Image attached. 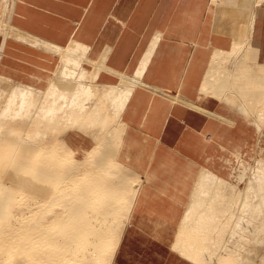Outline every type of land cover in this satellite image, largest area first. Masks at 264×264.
<instances>
[{"label":"crops","instance_id":"crops-1","mask_svg":"<svg viewBox=\"0 0 264 264\" xmlns=\"http://www.w3.org/2000/svg\"><path fill=\"white\" fill-rule=\"evenodd\" d=\"M12 7L9 30L66 49L98 84L106 74L118 84L100 85L139 75L121 119L142 182L113 264H195L164 236L183 220L194 173L230 177L233 154H254L264 136L257 114L205 87L217 53L235 44H251L264 65V0H15ZM24 40H3L0 74L38 86L60 58ZM237 57L220 64L234 71L244 59Z\"/></svg>","mask_w":264,"mask_h":264},{"label":"bare ground","instance_id":"bare-ground-1","mask_svg":"<svg viewBox=\"0 0 264 264\" xmlns=\"http://www.w3.org/2000/svg\"><path fill=\"white\" fill-rule=\"evenodd\" d=\"M7 31L64 58L42 91L0 75V264H113L142 182L118 160L125 131L121 115L139 75L116 86L100 85L96 72L81 69L66 49ZM234 56L244 58L236 60L241 64L234 71L220 64ZM255 59L257 50L243 42L217 53L205 87L242 112L257 114L262 128L264 65L259 68ZM68 124L91 137L90 151L64 140ZM230 163V178L241 182L246 162L234 153ZM234 166L240 169L237 176ZM198 176L175 250L195 264H244L240 243L256 242L255 231L264 224V160L257 161L245 186L253 193L243 204L250 218L246 227L242 217L231 223L234 215L228 210L245 190L203 169ZM224 199L230 201L220 210ZM230 224V241L221 240L228 245L225 253L212 255L213 234L220 237ZM246 228L256 234L252 241L242 239Z\"/></svg>","mask_w":264,"mask_h":264},{"label":"rangeland","instance_id":"rangeland-1","mask_svg":"<svg viewBox=\"0 0 264 264\" xmlns=\"http://www.w3.org/2000/svg\"><path fill=\"white\" fill-rule=\"evenodd\" d=\"M14 1L15 0H0V24H2V28L0 26V31L2 30L1 33H0V51H1V47H2V42L8 35V31H7L8 28L14 26L13 13H12V8H13L12 6L14 4ZM3 8H4V10H3ZM4 27H5V29L3 30ZM71 56H73V55H71ZM59 58H60V61H59V63H60L64 57L59 56ZM83 65H84L85 68L89 69L91 67L92 63L84 62ZM4 68L0 64V69H4ZM80 70L81 69H78L79 72H80ZM0 75L3 76L2 74H0ZM52 77H53V73L47 78L46 82H41L38 86L30 85V84H24V83L16 82L14 80H13V83L15 82V83L23 84V85H28V86L34 87L37 90L42 91V90H45V88L48 85L49 79H51ZM107 77L108 78L109 77L114 78V81H112L111 83H108V82L104 81V79L107 78ZM2 81L4 82V79H2ZM118 81H119V79H118L117 75L116 76H114V75L110 76V75L106 74V75H104V77L102 79L99 80V83L100 84H118ZM120 82H121V80H120ZM68 125H67V127H66V125L64 126L65 130H67V131H65L64 134H63V132L61 133V135H64V140L71 147L84 148L85 150L90 151L94 147V142L91 139V137L88 134H83L82 131L78 129L77 124L76 125H72L71 124L72 126L71 125L68 126ZM61 127L63 128V126H61ZM8 134L15 135L16 134V130L15 131L9 130ZM124 135H125V132H124ZM124 135H123V140H122V143H121V150H120V153L118 154V160L121 161L125 166H127L128 168H130L131 170H133L134 172H136V173H138L140 175V171H138L137 166H136L137 162L131 160L130 149L128 148V146L125 143ZM53 136H54L53 134H50L49 138H51ZM239 156L246 162V165H247V172L245 174L244 179L241 182H239L236 177H234V178L233 177L232 178L228 177V178H223V179L228 184L236 185L239 190H241V191L245 190V191L242 193L241 198L239 200V203H231V205L228 206L227 204L230 201V199H224L222 204H220L218 206V209H220V210L221 209H225L226 208L225 206H228V208H229L228 210L232 211V215H234V217L232 218V222L231 223H233V220H236L235 219L236 217H239L238 220H241L243 218L242 219L243 225L246 227V226L250 225L249 224L250 218H248L249 214L246 211V209L244 208L243 204L245 202H247L248 196H252L253 193L249 194V192L247 191V188L245 186L248 185L247 182H249V177L251 176V173L253 172L254 167L257 164V161L260 160V159L264 160V136H263V138H260L259 143H258V147H257L256 151L254 152V154H251L249 156H242V155H239ZM83 158L84 157H79L78 159H83ZM234 167L237 168V170L234 173V176H237L240 173V169L237 166H234ZM199 173H201V171L200 172L196 171L194 173V177H192V180L190 182L191 193L193 192V194L197 190V188H196L197 187V183L196 182H197V179L199 178V176H198ZM231 173H232V167H231V163H230V174ZM194 187L196 188V190H195ZM193 190H195V191H193ZM193 194H192V196H193ZM260 194H261V192H260ZM132 212H133V209L131 211V215H132ZM240 217H242V218H240ZM182 221L183 220L178 221L168 231V233L164 236L167 239V241L169 243H171L172 245H174L180 239L181 234L179 232L181 230L180 229L181 225L183 226ZM222 221H225V217H224V219ZM233 226H234L233 224H230V227L227 226L226 227L227 229L222 230V232L220 233V237H218V235L216 233L213 234V239L215 240V242H214V244L212 246V251H211L212 255L217 256V254H224L225 253L224 248L226 246H228V245H226V243L225 244L221 243V240L228 241V242L230 241L229 240V238H230L229 232L232 230ZM245 230L246 231H245L244 238H242V239H244L243 241L246 240L245 237L246 238L248 237V238L251 239L252 237L254 238V236L256 235L255 234L253 236V234H252V236H251L248 228H246ZM258 230H259V228H258ZM258 230L255 231V232L258 233L256 235L258 237L255 238L256 242L252 243L250 241H247V242H250V243L244 244L246 242H242L241 241V243H240V244L243 243L242 244V248L240 246V248H241L240 250L241 251H239V253L244 258V261H243L244 264H264L263 263L264 262V224H261L260 225V231H258ZM224 231H226V232H224ZM178 233H179V235H178ZM224 234H225V236H223ZM251 241H252V239H251ZM233 242H234V239H233ZM260 259H262L263 261L261 260L262 261L261 262Z\"/></svg>","mask_w":264,"mask_h":264}]
</instances>
